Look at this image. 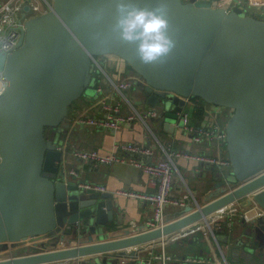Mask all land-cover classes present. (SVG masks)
<instances>
[{
  "label": "water",
  "instance_id": "1",
  "mask_svg": "<svg viewBox=\"0 0 264 264\" xmlns=\"http://www.w3.org/2000/svg\"><path fill=\"white\" fill-rule=\"evenodd\" d=\"M119 2L52 0L49 10L37 14L28 0L20 7L16 47L0 52L6 81L0 93V250H16L0 264H57L91 254H102L101 264H108V257H127L134 264L144 244L187 234L200 222L207 225L210 216L236 201L264 209V17L238 5L227 9V0H126L167 20L173 46L145 63L138 53L140 29L133 39L121 34ZM104 54L122 59L142 77L145 86L139 88L147 105L168 104L158 117L168 132L184 98L231 109L225 122L229 185L220 180L203 203H187L162 227L125 228L115 238L107 237L113 193L80 186L84 180L66 171L64 153L57 148L70 124V106L91 86L93 57ZM153 88L176 95L165 97ZM245 233L262 247L264 215L253 219ZM35 237L49 238L54 249L37 252L33 243L24 253L19 245ZM64 240L69 245L57 247Z\"/></svg>",
  "mask_w": 264,
  "mask_h": 264
},
{
  "label": "crops",
  "instance_id": "2",
  "mask_svg": "<svg viewBox=\"0 0 264 264\" xmlns=\"http://www.w3.org/2000/svg\"><path fill=\"white\" fill-rule=\"evenodd\" d=\"M241 1L244 4H240ZM249 4V5H248ZM227 9H230L233 5L242 6L246 13L254 15L256 17H264V0H227L225 3ZM105 60L109 61L107 64L108 70L106 73L113 81L129 78L135 76L134 72L122 59L118 57H106ZM105 78L102 74L97 75L96 78H92L93 92L84 93L70 106L68 117L69 126L64 129L63 142L68 145H74V147L81 149H96L102 152H108L112 148V144L115 141H131L141 144L154 143L153 136L148 132L139 121H134L130 125L121 127L117 132L104 129L102 127L90 126L78 124L75 122L76 115L83 109H87L89 113H98L99 105L98 99L103 96L104 93H108L113 98L109 101L114 102L118 98L116 92L111 89L108 82H105ZM100 85L103 89L101 95H96L95 87ZM128 95L138 102L140 101L139 108H147L145 97L142 95V91L139 86L133 85L128 89ZM127 90V91H128ZM139 90L141 96L137 98V95L133 91ZM191 100H193L191 98ZM151 106V105H150ZM159 111L161 110L157 106ZM194 104H185V112L188 114L190 123L199 124L202 122L193 113ZM126 109V106H124ZM163 109V108H162ZM149 124L153 133L164 145H169L174 151L179 153H188L191 155H205L208 157L219 156L220 150L217 148V144L211 141H202L200 143H192L190 135L187 134L181 124L177 121L174 122V128L172 132L164 130L162 124L158 118L149 119ZM224 149L223 144L221 145ZM222 153V152H221ZM65 168L70 172L75 170L76 173L87 183L99 184L105 187L106 191L113 193V211L114 218L109 222L111 229L108 238H115L124 235L123 229L131 228L132 232L138 231L140 228L145 229L146 222L152 215V209L148 201L136 197L120 193V191H131L136 193H151L155 191V186L149 182V177L141 173L138 169L124 164H111V165H92L89 162L80 161L75 159L71 153H64ZM160 156L159 150L156 151L154 159ZM174 163L179 171V175H176L173 186L171 189V197L181 199L184 195L188 196L186 202L198 201L203 203L205 201L206 194L209 191H215L218 188L216 183L222 180L220 177L219 167L217 164L209 161H199L197 159H189L182 154L180 156H174ZM239 200L235 204L241 210H243L245 218L233 216L230 225L226 224L225 219H220L216 222L212 221L214 216H210V226L214 234H212L207 225L201 223V228L196 229L193 232H189L184 235H172L165 244L166 251L171 253L174 257L168 264H196L192 259L204 258L211 259L210 264L223 263L220 249L222 252L227 250L226 255H223L228 264H264V245L258 246V243L253 237L245 233L246 227L242 220H246L247 225L252 224L254 218L258 216L260 212V206L256 203L245 205ZM244 202V201H243ZM183 207H179L174 204H168L166 206V219L171 220L180 215L179 212ZM130 221H134L135 227L130 224ZM44 238H31L27 239L24 244L19 248L27 253V249L38 243ZM218 243H217V241ZM242 243L237 244V241ZM76 241H73L75 243ZM69 243L64 240L58 243V246H68ZM57 246V247H58ZM154 248L158 247V242H153ZM240 248L239 251L237 248ZM247 247V248H246ZM151 245L148 248L140 251L139 255L145 257L148 251L151 249ZM252 249V250H251ZM2 251V250H0ZM15 249L12 252L15 253ZM235 254L237 256H235ZM102 254H91L76 258L64 259L57 262V264H97L96 260L101 259ZM236 257V258H235ZM0 258H2L0 256ZM129 263V258L124 257ZM118 264L120 259L118 258Z\"/></svg>",
  "mask_w": 264,
  "mask_h": 264
},
{
  "label": "built area",
  "instance_id": "3",
  "mask_svg": "<svg viewBox=\"0 0 264 264\" xmlns=\"http://www.w3.org/2000/svg\"><path fill=\"white\" fill-rule=\"evenodd\" d=\"M28 1L33 9V14L47 11L52 7V0ZM23 2L24 0H0V52L10 53L16 47L20 35L17 25L19 24L18 21L20 18V7ZM238 2H240V4H244V2ZM93 62V73H102L103 77L105 78V82L109 83L111 89H113L118 95V98L115 99L114 102H111L109 101V99H112L113 97L108 93H104L103 96H101L97 101L99 105L98 113H89L87 109H83L76 115L75 122L83 125L102 127L104 129L111 130L112 132H117L118 129H120L121 127L130 125L134 121H139L144 126V128L152 134L154 143L141 144L138 142L131 141H115L112 144L111 150L108 152H102L96 149H81L74 147L73 144L68 145V143L66 142L60 143L57 148L62 150L63 153H71V155L75 159L89 162L95 166L105 164H124L132 166L138 169L141 173L147 175L149 177V182L155 186L154 192L134 193L131 191H120V193L140 197L148 201L152 209V215L150 219H148V221L146 222L145 229H154L162 227L165 223L169 221L166 219V206L168 204H174L179 207H184L187 203H190L186 202L188 199L187 195H184L181 199L171 197V189L173 186L174 179L176 175L180 176L179 171L173 160L174 156H180L182 154H185V156L189 159L213 162L217 164L219 168H230V162L227 157L225 148V122L231 114V109L219 106H212L204 101L203 103H196V100H191V97L184 98L185 103L183 105L182 110L178 112L177 122H182L181 127H183V130L190 135L192 143L211 141L217 144V148L222 153L220 152V155L216 157H208L205 155H191L188 153L181 154L177 151H174L171 146H166L161 143V141L156 137V135L151 129V126L148 121L151 118H158L160 111L153 106H148L147 108H137L134 105V102L127 97L126 91L130 89L133 85H137L139 87L143 85L145 86V81L142 79V77L136 74L133 77L113 81L104 70L98 57H93ZM5 84L6 81L3 75L0 73V93L3 90ZM102 91L103 89L100 85H97L95 87L96 95H101ZM153 91L162 92L164 93L165 97L169 98L176 95L174 92L159 90L155 88H153ZM188 103H193L194 105L197 104L201 106L203 113L201 123H190L188 114L184 111L185 104ZM124 106H126V109H124ZM222 144L224 146L223 150L221 147ZM157 150H159L160 156L154 159ZM70 173L76 174V171L71 170ZM222 175L223 173L222 171H220V176ZM257 175L258 174L243 180L242 183H246ZM222 180H225L223 176ZM226 183L227 185H229L227 181ZM239 184L241 183H237L235 184V186ZM79 185L89 191H106L105 187L99 184L87 183L84 181ZM236 202L226 206L225 208H222L219 214H214V218L212 221L216 222L220 219H225L226 224L229 226L233 216H238L242 219L245 218L243 210L237 207V204H235ZM261 215H264V209L260 207V212H258V216ZM210 221L208 220L209 224L207 225L210 232L214 234L210 226ZM130 224L135 227L136 223L134 221H130ZM200 228L201 225H199L197 229ZM195 230H191L190 232H193ZM172 235L176 236L184 234H180L178 232L171 233L144 244L143 248L140 251L148 248V245H151L152 248L150 249V251H148V254L145 257H141L139 255V251L134 264H168L174 256L166 251L165 244L167 243L169 238H172ZM49 241V238H44L41 241H38L37 246L35 248L36 251L42 252L54 249L52 248L53 246L49 244ZM41 242H45V245L40 246ZM153 242H158L157 248H154ZM218 248L220 250L223 260V263L220 262L218 264H228L223 255L222 250L219 246ZM12 249H15V247L3 249L2 251H0V256L2 258L14 256L16 254V251L15 253H13ZM235 256L237 255L235 254ZM119 259L120 264H125L128 262L124 257H119ZM192 261L196 264L211 263V259L204 258L192 259Z\"/></svg>",
  "mask_w": 264,
  "mask_h": 264
},
{
  "label": "clouds",
  "instance_id": "4",
  "mask_svg": "<svg viewBox=\"0 0 264 264\" xmlns=\"http://www.w3.org/2000/svg\"><path fill=\"white\" fill-rule=\"evenodd\" d=\"M118 11L124 13L117 23L125 39L135 38L133 33L137 28L140 29L137 34L140 37L138 53L142 61H156L170 51L173 41L166 34L167 20L161 12L132 7L126 0H120Z\"/></svg>",
  "mask_w": 264,
  "mask_h": 264
},
{
  "label": "rangeland",
  "instance_id": "5",
  "mask_svg": "<svg viewBox=\"0 0 264 264\" xmlns=\"http://www.w3.org/2000/svg\"><path fill=\"white\" fill-rule=\"evenodd\" d=\"M116 57L115 55H112V54H104V55H100V56H98V59L100 60V63L102 64V66H103V68L105 69V70H108V68H107V66H109V64H107V62H109V61H107V60H105V58L106 57ZM93 69H94V65H93ZM102 74V73H101ZM91 85H93V82H92V84ZM93 92V86L91 87H89V90H87L85 93H89L90 94V92ZM91 92V93H92ZM128 92H129V90L128 91H126V95H127V97L129 98V99H131L133 102H134V105L137 107V108H139V105H140V101L138 102L137 100H135L134 98H132V97H130L129 95H128ZM133 92H135V94L137 95V98H139L140 96H141V94H140V91L139 90H134ZM80 98H82V97H80ZM168 106V104H166V103H164L163 101L160 103V104H158L157 105V107L158 108H160V109H162V108H164V107H167ZM213 106V105H212ZM216 107H218V106H216ZM60 131V130H59ZM49 133H50V131H49V129L48 130H46V134L47 135H49ZM62 143V142H61ZM220 171H222V173H223V177H224V179L227 181V182H230L231 181V170H230V168H226V167H222V168H220L219 169V172ZM222 176H220L221 178H222ZM242 222H243V220H242ZM200 223H202V222H200ZM201 225V224H200ZM205 225V224H204ZM246 228L248 227V225H246L245 226ZM237 244H239V243H237ZM247 248V247H246ZM239 251L241 250L239 247L237 248ZM224 252V254L226 255V253L228 254V252H227V250H224L223 251ZM226 258H229L227 255H226ZM263 261H264V259H262ZM96 262H97V264H101V260L100 259H97L96 260ZM107 262H108V264H118V260L116 259V258H111V257H108L107 258Z\"/></svg>",
  "mask_w": 264,
  "mask_h": 264
},
{
  "label": "trees",
  "instance_id": "6",
  "mask_svg": "<svg viewBox=\"0 0 264 264\" xmlns=\"http://www.w3.org/2000/svg\"><path fill=\"white\" fill-rule=\"evenodd\" d=\"M97 75H100V73H96V72H92V78H93V76H94V78H96V76ZM193 100H196V103L197 102H199V103H203V100L202 99H200V98H198V97H191ZM198 98V99H197ZM198 100V101H197ZM194 114L197 116V118L198 119H202V117H203V113H202V108H201V106H199V105H197V104H195L194 105ZM184 111H185V109H184ZM197 124V123H196ZM51 130H53V132L54 133H56V132H58V133H60L59 131H57V129H56V127H53V128H50ZM49 129V130H50ZM62 136H63V134H62Z\"/></svg>",
  "mask_w": 264,
  "mask_h": 264
}]
</instances>
